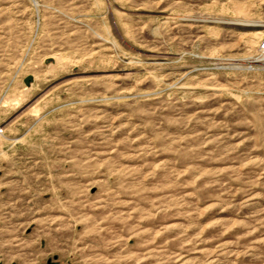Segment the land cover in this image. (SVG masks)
<instances>
[{"label":"rangeland","instance_id":"374dc122","mask_svg":"<svg viewBox=\"0 0 264 264\" xmlns=\"http://www.w3.org/2000/svg\"><path fill=\"white\" fill-rule=\"evenodd\" d=\"M263 34L264 0H0V264H264Z\"/></svg>","mask_w":264,"mask_h":264},{"label":"bare ground","instance_id":"6f19581e","mask_svg":"<svg viewBox=\"0 0 264 264\" xmlns=\"http://www.w3.org/2000/svg\"><path fill=\"white\" fill-rule=\"evenodd\" d=\"M261 33H262V31H260L259 29H255V30L251 33V35H250L251 42H252V41H255L256 38L258 39V37H260ZM263 35H264V34H263ZM261 37H262V36H261ZM253 43H254V42H253ZM259 43H260V41H259ZM258 46H259V44H258ZM258 49H259V47H258Z\"/></svg>","mask_w":264,"mask_h":264},{"label":"built area","instance_id":"2783aa9c","mask_svg":"<svg viewBox=\"0 0 264 264\" xmlns=\"http://www.w3.org/2000/svg\"><path fill=\"white\" fill-rule=\"evenodd\" d=\"M259 50L264 51V35L260 38Z\"/></svg>","mask_w":264,"mask_h":264}]
</instances>
